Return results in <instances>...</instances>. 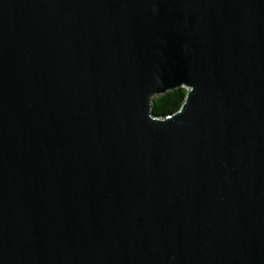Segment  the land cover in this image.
I'll return each instance as SVG.
<instances>
[{
  "label": "water",
  "instance_id": "95a60500",
  "mask_svg": "<svg viewBox=\"0 0 264 264\" xmlns=\"http://www.w3.org/2000/svg\"><path fill=\"white\" fill-rule=\"evenodd\" d=\"M0 264H264V0H0Z\"/></svg>",
  "mask_w": 264,
  "mask_h": 264
},
{
  "label": "trees",
  "instance_id": "16d2710c",
  "mask_svg": "<svg viewBox=\"0 0 264 264\" xmlns=\"http://www.w3.org/2000/svg\"><path fill=\"white\" fill-rule=\"evenodd\" d=\"M187 90L178 88L153 98L154 115L165 117L178 111L186 97Z\"/></svg>",
  "mask_w": 264,
  "mask_h": 264
},
{
  "label": "rangeland",
  "instance_id": "374dc122",
  "mask_svg": "<svg viewBox=\"0 0 264 264\" xmlns=\"http://www.w3.org/2000/svg\"><path fill=\"white\" fill-rule=\"evenodd\" d=\"M187 90V88H185Z\"/></svg>",
  "mask_w": 264,
  "mask_h": 264
}]
</instances>
